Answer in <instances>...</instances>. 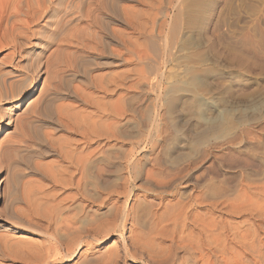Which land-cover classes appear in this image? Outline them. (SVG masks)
I'll return each mask as SVG.
<instances>
[{
  "label": "rangeland",
  "instance_id": "1",
  "mask_svg": "<svg viewBox=\"0 0 264 264\" xmlns=\"http://www.w3.org/2000/svg\"><path fill=\"white\" fill-rule=\"evenodd\" d=\"M37 1L44 6H51L53 12L44 14L40 19L35 20L31 13H28L27 17L20 16L17 22L11 18L7 25L10 27L9 24L13 21L12 29L6 25H0V77L4 80L11 79L9 80L11 83L27 85L32 71L35 69L39 71L41 67L43 73L41 76L33 77L32 85L21 90L22 94L18 97H11L15 95L13 88L0 86V140L6 131L15 130L9 138L4 140L5 142L0 148V217L5 212L6 204L11 202L14 207L21 210L25 208V213L29 217L41 219L46 214L47 217L51 215L52 197L56 198L55 201L57 198L67 199L70 197L66 203L72 205L71 207L75 208V211L79 210V213L77 212L79 215L73 212L79 220L87 221L89 219L92 221L104 217L108 219L111 218L110 216L113 217L115 215L113 213L118 210L119 215L116 213V217L112 219L116 220L117 216L118 218L122 216L120 219L124 220L125 217L127 220L123 221V224L125 223L123 232L116 230L103 243L95 244V251L109 247L113 241H116L119 248L122 246L131 248V242L134 239V234L131 235L132 232L135 231L136 234L140 232L145 235L149 232L150 219H152L149 216H151V211L157 208V203L180 201L184 203L190 199L189 197L198 194H202L206 200H209L208 186L212 183L210 177L213 176L211 171L221 168L217 162L219 157H227L232 151L235 154H240L247 149H254L260 141H264V119H260L258 122H248L247 119H244L250 113H259L264 106V54L253 53L248 44L245 46L244 43H239V40L236 41V38L239 39L247 33L252 24L258 22L259 31L264 36V0H233L225 18L226 22L224 21L222 28H219L220 31L217 21L219 4L222 0H109L112 4L114 1V7L108 0H60L62 3L59 5H56L58 0ZM37 1L31 0L34 9ZM115 3L117 8H115ZM97 15L99 18H95ZM25 18H27L25 20L27 23L24 22ZM47 19L50 20L47 21ZM14 24L16 25L14 26ZM3 26L6 28L4 29ZM231 38H235V40ZM14 43L19 51L12 56L11 47L15 45ZM70 44H78V47ZM55 49L61 53L56 52ZM98 49L100 50L98 51ZM75 50L83 52L85 60L82 68L86 67L84 71L88 70L89 74L97 77L98 81L96 82H99V86L95 81L91 82L88 75L86 78L79 72L75 73V77H69L66 81H68V85H71L70 88L78 87L79 89L76 90L81 94L84 90L83 98L68 94L58 103L72 104L71 107L74 106L72 110L80 111L79 113L74 111V113L71 110L74 118L83 115L80 117L81 119L78 117L77 121L75 120L79 125L90 115V111L92 115L99 110L107 114H109L107 110L111 109L118 112L116 119L117 128L120 129H116L118 140L116 139L115 143L103 140L106 146L103 149L104 156H111L113 152L117 154L112 172L114 174H110L106 178L107 181L103 183L105 185L111 183V180H115L112 182H115L116 186L111 184L115 191L112 190L110 184L96 186L93 176L87 175L81 180L80 189L70 187L64 188V190L60 186V190L57 187L53 188L52 161L54 158H52V149L46 156L41 151L50 147L48 145L52 138V121L47 115L24 114L27 107L29 108L30 101L40 97V92L46 93L43 98L52 95L51 73L53 75L55 73L67 75L71 73L72 70L68 66L69 58ZM113 51L116 53L115 57L117 55L115 66L108 64L109 54ZM45 58L48 59V64H45ZM43 63L44 65H42ZM45 77H49V85L42 81ZM111 89L114 92L107 93ZM93 94L94 99H89ZM170 98L178 101L176 117L180 121L179 124L183 125L188 122L186 129L191 132L188 139L175 132L169 117L165 115L164 107L161 106L164 101ZM82 99H85L87 104ZM97 99H100L99 103H96ZM19 100L21 101L17 104ZM208 101L211 104L209 106H207ZM100 103L102 104L99 107L108 108L105 110L97 108ZM14 106L17 107L14 109ZM86 111H89L87 116L85 115L88 113ZM144 113L148 114V117ZM18 115L25 120L21 124L22 127L20 125L14 127L9 123V118L13 120ZM79 119L80 121H78ZM146 121L148 122L146 123ZM106 124L102 127L103 131H105L104 128L107 130ZM215 125L224 128L231 125V127H236V132L230 137L225 132H219L217 135L215 134L216 136L208 132L210 136L206 133L207 136L201 138L204 139L201 144L198 141H201L199 139L200 131H209L208 129ZM47 138L50 140L45 141ZM174 138L181 142L178 146L180 147L181 144L182 146L181 148L177 147L176 150L177 155L180 156L171 160L165 156L164 149L166 143ZM190 138L194 139V141L192 140L194 143L191 140L188 141ZM255 139L259 141L257 142ZM111 142L115 151L110 147L112 146ZM229 142L234 145L230 146ZM262 150H264V144ZM260 151L256 153H260ZM194 156H197V159ZM126 159H130V162L127 163ZM175 162L176 164H174ZM181 169L185 178H181V172L178 173ZM221 170L225 171L223 167ZM185 172L187 173L185 174ZM156 173L157 175L163 174V177L168 175L170 182L167 181L168 178L159 177ZM174 173L178 174L173 177ZM171 179L178 181V184H174ZM124 180H127L126 183ZM163 181L166 185L162 183ZM97 187L99 189H96ZM102 187H106V189ZM107 189L113 193L112 200L110 199L108 203L105 201L103 204L100 202L101 205L98 204L100 196L109 193ZM58 190L61 192L58 193ZM155 190H158L159 193ZM85 195L89 197H85ZM96 195L99 200L96 199ZM93 198L97 202L94 203ZM114 201L115 203H113ZM96 207L100 213L102 212V216ZM110 207H113L114 211ZM147 207L149 210L146 209ZM146 211L147 213H145ZM152 213L154 214V211ZM69 215L64 214L63 216ZM10 234L14 241L37 239V237L21 230ZM120 234L121 236H119ZM132 236L133 238H131ZM180 255L182 254H178V257ZM76 260L77 258H73L71 262H61L60 264H74ZM13 261L2 258L0 263L20 264ZM122 261H124L123 264H140V261L132 260L128 256Z\"/></svg>",
  "mask_w": 264,
  "mask_h": 264
},
{
  "label": "bare ground",
  "instance_id": "2",
  "mask_svg": "<svg viewBox=\"0 0 264 264\" xmlns=\"http://www.w3.org/2000/svg\"><path fill=\"white\" fill-rule=\"evenodd\" d=\"M108 2H110V1L108 0ZM232 2H233V0H222L221 4H219L218 21H217L218 22V25H217L218 29L222 28L221 26L224 25L225 18H226L227 14L230 10V6H231ZM60 3H62V1L60 2V0H58L56 5H59ZM35 4H37V5H36V8L34 9V5L32 6L31 0H0V25H6V27H9L7 24L11 18L12 19L14 18L15 21L17 22L19 20L18 18L20 16L24 17V16L28 15V13H31V16L34 18V20L40 19V17H42L44 14H48L52 11L51 6L50 7L44 6L39 1H37ZM111 5H113L112 7H114V1H113V4L111 3ZM116 6L117 5L115 3V8H117ZM77 8H78V6H77ZM112 11H114V10H112ZM114 12H117V11H114ZM98 16L99 15H97V17H95V18H99ZM26 19L27 18L24 19V22L27 23V21H25ZM49 20L50 19H47V21H49ZM12 22L13 21H11L9 24L10 29H12V27H13ZM34 22H36V21H34ZM257 24H252V26L247 30V33L239 39L236 38V41L239 40V43H244L245 46H246V44H248L251 47V50L253 51V53H256L258 55H263L264 54V36L259 31L260 29H259ZM15 25L16 24H14V26ZM3 28H4V26H3ZM106 29H107V27H106ZM108 29H109V27H108ZM10 31L12 32L13 30H10ZM109 31H111V30H109ZM219 31H220V29H219ZM219 31H217V32H219ZM38 34H40V33H38ZM219 35H221V34H219ZM234 37H235V35H234ZM96 38H97V36H96ZM231 39L235 40V38H231ZM98 40H96V41H98ZM70 45H76L78 47V44H70ZM94 47H95V45H94ZM11 49H12V52H11L12 56L16 52L19 51V50L17 51V49H19V48H17L16 44L13 45L11 47ZM95 49H96V47H95ZM55 50H56V52H59V51H57V49H55ZM99 50L100 49H98V51ZM59 53H61V52H59ZM66 54H65V56H66ZM115 54L116 53H114V51L109 54V58H108V64L109 65H112V66L116 65L115 61H116L117 55L115 57ZM52 56H53V54H52ZM84 57H85V55L83 54L82 51L81 52L76 51V50H75V52L73 51L70 55V58H69L70 60H69V65H68L70 67V70H72L71 73L68 75L65 73H63V74H56L55 73L53 75L51 73V75H52V82H51L52 95L43 98L44 94H46V93L40 92V97H38V99L35 98L32 101H30V103L28 104L29 108L27 107L26 112L25 113L23 112L25 115H27V114L47 115L48 118H50L52 121V138H50L51 139L50 140V139H48L49 138V136H48L47 140H45V141L50 140L49 145L48 144L47 145L50 146L51 148L49 147V149L47 148V149H43L41 151L44 154V156H46L51 151L50 149H52V158H54V161H52V186H54L53 188L57 187L59 189V186H60L63 189L64 188L68 189L70 187H73L74 189H78L80 187L81 180H83V177H85L86 175L87 176H93V178L95 179V182H96V186H98V184H100V186H102L101 184H103L104 182L107 181L106 178H108L110 174H114L112 172H113V167L115 165L114 162L117 160V159L115 160V155H117V154L115 152H113L111 156L110 155L108 157L104 156V154H103L104 150L103 149L106 146L103 143L104 142L103 140H106L109 142L112 141L115 143L116 139L118 138L117 133H116V129H118L117 128V121H116V119L118 117V115H117L118 112H115L114 110L111 109V110H107V112L109 111V114H107V113L99 110V111H96L94 115H92L91 111H90V115H88L89 111H86L88 113H85V115L86 116L88 115V116L83 120L84 122L81 121L80 122L81 125H79L76 123V121H77L76 119H78L79 116L74 118V116H73L74 114L71 113V110L74 106L71 107L72 104H68V103H61V104L58 103L63 98H65L68 94L69 95L71 94L70 96H75L77 98L79 97L80 99L83 98L84 90L82 89L83 90L82 91L83 96H82V94L76 90L78 87L75 88V86H74V87L70 88L71 85H68V81H66L69 77H75V75H76L75 73L79 72L81 75H83L85 77H86V75H88L89 80L91 82L98 81L97 77H95L94 75H91L87 72L88 70L84 71L86 69L85 65H84L85 69L82 68L83 63H84L83 61L85 60ZM8 58H10V57H8ZM53 61H54V59H53ZM67 62H68V60H67ZM100 63H97V64H100ZM38 64L40 65L41 62ZM45 64H48V59H46ZM42 65H44V63ZM52 65H54V64H52ZM99 66H101V65H99ZM37 68L39 69V66ZM40 69L41 70H39V71H37V69L32 71V76L27 81V85H24L23 83L19 84L16 82L11 83V81H9L11 79L4 80L3 78L0 77V86H2V87L7 86L9 89L13 88L14 89L13 94H15V95H12L11 97H13V96L18 97L19 95L22 94L21 90L32 85L33 77L36 78V77L41 76L43 74L41 67H40ZM43 72H44V70H43ZM45 74L47 75V73H45ZM49 76H50V72H49ZM114 76H112V77H114ZM88 77H86V78H88ZM48 78L49 77H45V79L42 81H44L45 84L49 85V79ZM110 78H111V76H110ZM112 80H113V78H112ZM112 80H110V81H112ZM116 82H118V81H116ZM45 84H43V85H45ZM94 84L95 83H93L92 85H94ZM98 84H99V82L97 83V86H99ZM89 89H90V87H89ZM113 89H111L110 92H107V93L114 92ZM85 96H86V94H85ZM88 96H90V95H88ZM93 96H94V94L92 96H90L89 99L92 98V100H93L94 99ZM87 97H86V99H87ZM40 98H41V100H39ZM92 100H91V102H92ZM99 100L96 103H99L100 102ZM101 100H102V98H101ZM20 101L21 100H19L17 102V104H19ZM89 102H90V100H89ZM105 102H107V101H105ZM177 102L178 101L176 99L170 98L169 100L164 101L161 106L164 107L163 109H165L164 110L166 113L165 115H167L169 117L168 119H170V121H171L170 124L174 128L175 132L182 134V137H184L185 139H188L189 133H191L188 129H186L188 127V125H187L188 122L183 123V125H180L179 124L180 121L177 120V117H176ZM84 103L87 104L86 100L84 101ZM147 103H149V102H147ZM101 104L102 103L98 104L97 108H99V109L102 108V107H99V106H101ZM209 105H211L210 102L207 104V106H209ZM112 106H114V105H112ZM16 107L17 106H14L13 108L15 109ZM105 108H108V107H105ZM105 108H102V110L103 109L105 110ZM150 108H152V107H150ZM72 111L77 112V110H75V109ZM79 112L80 111H78L77 113H79ZM146 113H148V112H146ZM149 113H150V111H149ZM145 115L147 116L148 114H145ZM82 116L83 115H81L80 117H82ZM137 116L139 117V115H137ZM142 116H141V118H142ZM150 116H149V118H150ZM147 117H145V118H147ZM80 119L78 121H80ZM106 119H107V122L109 120L108 123L105 122ZM244 119H247L248 122H250V121L258 122L260 119H264V106L259 111V113H250ZM144 120H146V119H144ZM147 120H148V118H147ZM238 120H240V119L238 118ZM24 121L25 120L23 118H21L20 115L15 117L13 120H11V118H9V123L13 124L14 127L18 126V125L21 126V124ZM147 122L148 121H146V123ZM105 124L107 126V130H106V128H104L106 132L103 131V129H102V127H104ZM146 126H147V124H146ZM205 128H206V126H205ZM30 129H32V128H30ZM118 130H120V129H118ZM208 130L209 131H206V130L200 131L199 130L200 131V133H199L200 136L198 135L199 139L204 138L207 135L210 136L208 134V132L213 134L214 136H216L219 132L220 133L225 132V134L230 137V136H233L235 134L236 127H231V125H229V127L224 128L220 125H215L214 127L210 128ZM13 131H15V130H13ZM13 131L8 130L5 132L4 137L0 140V148H2V146L5 142L4 140L9 138V136L13 134ZM206 133H207V135H206ZM14 134H16V133H14ZM203 134H204V136H203ZM193 136H192V138H193ZM190 137H191V135H190ZM174 139L168 141L166 143V147L164 149L165 150L164 151L165 156L171 160L174 158H178L180 156V155H177L176 150L178 149L177 147H179L178 145L181 142H179V140H177V139H175V140ZM181 140H182V138H181ZM190 140H191V142H192V140L194 141V139H191V138L188 141H190ZM203 140L201 139V141L200 140H198V141L201 142V144H202ZM112 142L110 145H112ZM261 142L262 141H260L257 144V146H255L254 149H251V148H250L251 150L250 149L249 150L244 149L245 152H241V153L239 152L240 154H235V153H233V151L232 152L228 151L230 154L227 157H225L223 155H222L223 157H219L217 162L219 163L221 168L222 167L224 168L225 171H222V170L220 171L221 168L220 169H217V168L214 169L213 168L214 170L211 171L213 174V176H212L213 179H212V177H210V180H212L211 181L212 183L210 184V186H208L209 189L207 188L209 190V192H208L209 193L208 196H210L209 200H206V198L202 194L197 193L198 195L189 197L190 199L184 203L181 201L177 202V203H173V202L172 203H169V202L157 203V205H156L157 208L155 210H152V211H154V214L151 211V216L148 215L149 217H152V219H150L152 222L150 221L151 227L149 228L150 229L149 232H147L146 235L141 234L140 232L138 234H136L134 230H133L134 232H132V233L130 232L131 235L134 234V239H132V242H131V248H128L126 246H122V247L120 246L121 248H119V246H117L115 243L116 241L115 242L113 241V243L107 248H104L102 250H96V251L94 250L95 244L97 245V243H103L116 230L122 231L123 227L125 226L124 225L125 223L123 224V221L126 220L124 217L126 214L123 216L124 220L120 219V218H122V216H120L119 218L117 216L116 220L112 219L113 217H116L115 215H116V213H118L119 210L115 211V213H113V214H115L113 217L110 216L111 218H108L111 220H108L107 218L105 219V217L103 216L104 217L103 219L102 218L101 219H95V220L93 219L92 221H89V219H87V221H89V222H87V221L83 220L82 218H80V219H82L83 221L77 219L78 216L75 215V213H73V212H76V214H78L79 210L75 211V208L71 207L72 205L70 206L68 203H66L67 199H69L70 197H68L67 199H63L64 197L62 199L57 198V201H55L56 198L52 197V209L50 210L51 213L47 209V211L51 215L47 217V214H46V216L44 218L42 216L41 219H34L32 217H29L28 214L25 213V210H24L25 208L23 210H21L20 208L14 207V205H12L11 202H8L5 206V210H4L5 212L3 213V216L0 217V232H3L0 234V261L2 258H4V260L5 259L6 260L12 259V261L14 259V261H13L14 263H20V264H60L61 262H71L73 260V258L74 259L77 258V260L74 262V264H123L124 261H122V260H125L126 257L128 256L132 260L140 261V264H264V152H263L264 150H262L264 141L262 143ZM45 143H47V142H45ZM192 143H194V142H192ZM230 143L231 142H229L228 144H230ZM231 145L233 146L234 143L230 144V146ZM181 146H182V144L180 145L179 148H181ZM107 147H109V146L107 145ZM110 147L114 148V145H112ZM44 148H46V147H44ZM259 150L262 151V153L260 151L261 154L256 153ZM114 151H115V148H114ZM130 151H131V149H130ZM242 151H243V148H242ZM121 152L123 153L122 150H121ZM234 152H236V151H234ZM184 153L186 154L185 151H184ZM105 154H107V153H105ZM179 154H181V153H179ZM194 157L196 158L197 156H194ZM129 162H130V159L127 160V163H129ZM155 164H156V162H155ZM174 164H176V162ZM133 165H135V164H133ZM217 167H218V165H217ZM121 171H122V169H121ZM181 171H182V169L180 171H178V173H180ZM178 173H176V174L174 173V174H172V176L173 175L175 176ZM186 173L187 172H185V174ZM151 174H152V172H151ZM156 175H157V173H156ZM162 175L163 174H160L159 177ZM181 175H182V172H181ZM202 175H201V177H202ZM182 177H184V176L182 175L181 178ZM85 178H84V181H86ZM88 178L92 179L91 177H88ZM163 178H168V180L167 179H165V180L169 181L170 177H168V175H167ZM178 178H177V180L179 181ZM112 179H115V178H112ZM174 179L176 180V178H174ZM174 179L173 180L171 179V180L174 181ZM157 180H158V178H157ZM160 180H162V179H160ZM112 181H115V180H111V183H107V184L108 185L110 184V186H111V184L115 183V182L113 183ZM126 181L124 183H126ZM178 181H174V184L175 183L178 184L177 183ZM91 182H92V180H91ZM120 182H121V180H120ZM121 183H123V182H121ZM162 183H164V181ZM107 184H105V185L103 184V185L106 186ZM194 185H196V184L194 183ZM110 186H108V187H110ZM114 186H116V185L114 184ZM111 187H112V190L115 191V189H113V186H111ZM200 187H201V185H200ZM162 188H164V187H162ZM96 189H99V188L97 187ZM103 189H106V187ZM109 190L111 191V189H109ZM61 191H62V189H61ZM61 191H59L58 193H60ZM101 191H103V193H106L104 190H101ZM110 191L108 194L106 193L107 195H105V196H103V195L100 196L99 194L96 193L98 196H100V201L98 202V204H100V202H102L101 204H103L105 201H107V203H108V201L111 199V196L113 195V193H111ZM155 191H157L159 193L158 190H155ZM85 192H89V191H85ZM165 193H166V190H165ZM86 195H85V197H89ZM88 195H90V194H88ZM97 197H96V199L99 200V197L98 198ZM101 197H103L102 200H101ZM91 198H92V195H91ZM93 200L92 201L95 203V201H96L95 198H93ZM113 203H115V201ZM110 206H111V204H110ZM114 206H115V204L113 205V207ZM73 207H74V205H73ZM116 207H117V204H116ZM76 209H77V207H76ZM96 209H97V207H96ZM106 209H107V207H106ZM116 209H118V208H116ZM146 209H148V207ZM151 209H153V208H151ZM72 210H74V211H72ZM47 211H46V213H47ZM97 211H98V209H97ZM113 211H114V208H113ZM106 213L108 214V212H106ZM145 213H147V211ZM64 214H66V215L70 214V215L65 217V216H63ZM43 215H45V214H43ZM85 215H86V213H85ZM118 215H119V213H118ZM75 216H77V217H75ZM101 216H102V214H101ZM105 216H107V215H105ZM85 219H86V216H85ZM17 230L26 231L29 234L37 237V239H35V240L31 239V240H25V241H17V240L14 241L13 238L11 237L12 235L10 233L17 231ZM130 233H129V235H130ZM119 236H121V234ZM131 238H133V236ZM178 254H182V255H180L182 257H180V256L178 257ZM0 264H3V263H0Z\"/></svg>",
  "mask_w": 264,
  "mask_h": 264
}]
</instances>
